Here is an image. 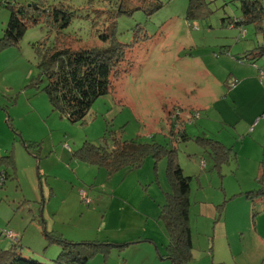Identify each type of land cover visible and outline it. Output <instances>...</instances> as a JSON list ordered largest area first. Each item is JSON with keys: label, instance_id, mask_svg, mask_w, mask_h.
Segmentation results:
<instances>
[{"label": "rangeland", "instance_id": "rangeland-1", "mask_svg": "<svg viewBox=\"0 0 264 264\" xmlns=\"http://www.w3.org/2000/svg\"><path fill=\"white\" fill-rule=\"evenodd\" d=\"M19 1L22 4L39 2L71 7L77 15L66 32L80 39L79 43L105 45L100 34L116 21L119 40L133 45L126 51L122 77L115 82L114 91L96 99L85 123H73L62 118L57 111H53L48 95L32 84L39 72L33 44L44 41L53 45L56 41V34L49 32L45 25L28 28L15 49L19 54L16 60L9 61L8 57L0 60V67L6 62L11 64H6L7 69L3 74L7 88L0 95V103L3 107L5 105L0 108V113L4 112L8 117L12 106V112L16 113L14 119L11 116L14 126L19 128L24 138L31 137L42 143L41 148L34 146L26 149L17 140L16 150L20 151L16 152L15 157L12 155L10 162L5 156L1 158L0 170H5L0 175V192L7 190L4 194L9 196L10 204H17L28 214L35 215L41 199L37 198L35 186H43L44 196L50 197L46 187L55 181L49 175L55 171L58 161L68 166L73 158L72 151L85 142L112 146L114 138L156 142L169 149L175 147L178 163L184 173L197 175L192 182L193 198L201 188L198 178L204 187L211 176H219V170H212L214 160L204 138L223 137L230 144L234 142L226 136L228 127L216 119L218 115L212 111L210 116L207 109L213 105L216 107L217 100L226 93L222 92L223 84L226 78L232 76L233 67L229 61L237 58L238 46L247 42L251 48L264 39V29L257 32L250 23H244L249 32L246 40L238 37L240 32L237 27L230 29L224 24L227 19L235 20L243 15L242 0H207L211 9H202L204 14L197 18L188 17L190 0H159L163 7L149 17L143 11H136L133 15L114 19L106 11L110 6L104 4L103 0ZM262 3L264 5V1ZM261 26L264 27L263 20ZM141 33L148 37L135 43V38ZM74 38L69 37V42L77 45ZM228 81L232 87L237 80L232 76ZM30 99L36 107H44L42 117L28 112ZM222 108V115L226 119L228 115L234 118L237 112L243 115L249 112V106L242 111L227 106ZM186 114L188 116L185 118ZM177 119L184 121L179 120L176 125ZM4 122L9 128L6 118ZM183 131L192 138L183 140ZM244 136L240 134L237 137L240 140ZM199 137L201 139L198 140ZM65 144L69 148H65ZM74 158L77 161L73 162L81 161ZM201 159L207 163L205 168L200 163ZM93 167L92 170L96 171L88 173V178L93 179L95 172H98L96 186L77 180L75 186L76 191L81 187L86 191L91 199L90 205L87 207L79 195V199H74L76 204H70L72 210H67L65 204L52 198L44 212L49 223L55 221L57 227L80 231L85 237L99 238L96 242L101 243L105 238L111 240L106 234L117 233L133 239L152 234L160 247V243H166L167 227L160 215L167 198L166 192L171 190L167 173L168 155L158 160L149 155L141 167L123 168L114 173ZM228 167L223 165V171L227 172ZM6 169L11 170L10 177H6ZM81 171L78 168L79 174ZM112 189L116 192V198L111 202ZM24 197L31 200L21 204ZM15 198L21 200L16 201ZM80 204L83 210L97 212L82 215ZM61 209L65 210L64 214ZM111 218L117 220V225L104 226ZM121 246L111 248L103 245L104 251L96 253L87 263L152 264L144 260L147 252L138 251L134 243ZM148 246L156 248L155 245ZM108 249L112 253H107Z\"/></svg>", "mask_w": 264, "mask_h": 264}, {"label": "crops", "instance_id": "crops-1", "mask_svg": "<svg viewBox=\"0 0 264 264\" xmlns=\"http://www.w3.org/2000/svg\"><path fill=\"white\" fill-rule=\"evenodd\" d=\"M7 1L10 0H0V39L3 37L4 30L11 17V12L6 7ZM237 18L243 20L244 17L242 15ZM262 20L264 21V17ZM229 21V19L224 21V24L230 29L237 27L240 32L238 37L246 40L249 35L245 27L247 22L241 25H232L229 24ZM250 24L256 28L253 22H250ZM242 28L247 30L245 37L241 34ZM262 28L264 29V27ZM258 30L260 29L256 28L257 32H259ZM245 44L238 46L240 50L237 58L235 60L233 58L231 62L229 61L230 66L233 67V79L236 78L237 81L233 82L231 87L228 84V80L229 78L232 79V76L228 77V79L226 78L222 88V92L226 91V93L220 97L221 99L217 100L216 107L213 105L212 108L207 109L209 115L210 111L217 114L216 119L221 120L224 126L228 127L226 136L229 137L228 140H233L234 143H228L223 137L221 139L215 137V139L230 147L233 157L228 162L222 163L221 168L215 167L216 163L214 162L212 170H219V176H211L207 180L208 184L206 186L203 187L201 179H197L201 188L197 191L195 198L192 195L191 185L189 216L193 242V259L189 264H264V194L254 195L253 197L247 195L248 191L260 187L258 178L264 172V49L257 48L260 44H256V46L251 48L247 46V42ZM16 48L9 47V49L3 50L0 53V60L5 57H8L9 61L11 59L13 61L16 60L19 57L17 50H15ZM225 50L230 53L229 49L225 48ZM6 64L0 67V95L7 88L3 82V74L7 69ZM21 94L23 93L21 92ZM11 105L13 104L11 103ZM223 106L232 108L235 111L239 109L241 111L242 109L245 110V107L249 106V112L248 115L237 112L234 118L228 115V119H226L222 115ZM4 107L0 103V108ZM28 107L30 108L28 110L29 113H35L42 117L43 106L36 107L35 102L30 99ZM12 110L13 107L11 106L8 117L4 112L0 113V162L2 157L9 155L11 152L15 157L16 152L20 151L16 150L17 140L24 144L26 149L30 148H27L25 141L40 142L32 140L31 137H23L19 128L14 126L13 119L16 113H13ZM187 116L188 114H186L185 118ZM5 118L7 125L10 126L9 128L5 125ZM10 128L14 129V131H11ZM240 134L245 136L239 140L237 136H240ZM230 135H232V138ZM67 145L65 144V148H69V145ZM73 155L74 151H72L73 158L68 166L63 161H58L55 171L49 175L55 179L46 187V192L50 197L44 196L43 186H35L37 198H41L40 206L37 210L35 209L37 212L35 215L28 214L24 209H21V206L19 208L17 204H10L8 202L9 196L4 194L7 190L0 192V242L3 247L9 248L17 242L16 239L10 236H4L6 229L11 230L17 235L25 255L49 262L58 256L61 246L56 243L48 246L43 233V225L48 231L61 234L70 241H98L97 239L99 238L85 237L80 231H67L57 227L55 221L50 224L44 213L52 198H57L59 202L65 204L67 210H72L70 204H76L74 199L76 197L79 199L80 190L82 189L81 187L79 190H75L77 181L89 182L92 186L93 184L96 186L95 182L98 181V172H95L93 179L88 178V173L96 171L92 170L94 165L82 161L73 162L77 161ZM203 160L205 161V159H201V161ZM206 165L207 163H205L204 168ZM223 165L229 166L227 172L223 171ZM95 167L98 168L97 166ZM78 168L82 169V173H78ZM4 170H0V175ZM8 171L10 172L11 170L8 169ZM191 176L195 178L197 175L192 174ZM110 192L112 202L116 198V192L113 189ZM89 194L93 195L90 192ZM93 198L96 200V197ZM15 200L20 201L21 199L15 198ZM28 200H31V198L24 197L20 203L22 204L23 201L26 203ZM47 201L49 202L47 203ZM20 203L18 202V205ZM80 208L82 209L81 204ZM30 209L32 210V208ZM61 210L62 214H64L65 210ZM95 211L84 209L82 215L96 213L97 211ZM107 225H117V220L111 218L109 223H105L104 226ZM117 234H106V237L111 238V240L109 241L107 240L108 238H105L102 241L125 244L124 246L134 243L138 247V251L147 252L144 257L145 261H149L152 264H173L170 259L161 257V254L166 255L167 253L169 238L166 243H160V247L157 239L152 234H143L142 237L139 235L135 239L120 233ZM148 244L155 245L156 248L148 246ZM112 247L118 246L111 245ZM109 253H112V250Z\"/></svg>", "mask_w": 264, "mask_h": 264}, {"label": "trees", "instance_id": "trees-1", "mask_svg": "<svg viewBox=\"0 0 264 264\" xmlns=\"http://www.w3.org/2000/svg\"><path fill=\"white\" fill-rule=\"evenodd\" d=\"M264 0H242L241 9L243 20L230 19L229 24L241 25L254 23L257 29H263ZM110 6L106 10L109 16L117 18L123 15H133L136 11H143L148 17L163 7L159 0H103ZM11 17L0 39V53L9 47H19L20 40L29 27L43 24L49 32L56 34L53 45L46 42L33 44L37 57L38 74L33 78L32 84L37 89L44 91L49 98L53 111H57L62 118L73 123H85L90 113L92 104L101 96L114 91V84L122 77V63L129 46L133 45L121 42L117 36V23L114 21L109 29L100 34V39L105 45H87L79 43L80 39L74 38L66 30L73 23L77 13L66 5L50 3L40 4L32 2L22 4L19 0L7 1L6 6ZM211 9L207 0H190L188 17L197 18L204 14L202 9ZM228 20V19H227ZM225 20V21H227ZM246 30L242 28L243 31ZM69 37L74 38L75 43L69 42ZM148 35L141 33L134 42L144 40ZM264 49V40L257 47ZM191 119V117H190ZM180 119L176 120L179 123ZM184 121V119L180 120ZM186 121V120H185ZM181 134V133H180ZM183 140L192 137L185 131ZM201 139L200 137L198 140ZM205 144L213 158L215 167L221 168L233 157L232 149L216 139L206 137ZM27 148L40 146L41 142H26ZM153 156L156 160L168 155L167 173L171 190L166 192L167 198L162 205L161 217L167 227L169 243L166 255L173 264H189L193 259V242L190 227V192L194 176L186 175L179 165L177 153L174 148L154 142H141L137 139L120 140L114 138V143L94 145L85 142L74 151V157L82 162L105 168L109 173L120 171L123 168L136 169L141 167L147 156ZM7 162L12 159V152L5 156ZM12 173L7 170L6 177ZM260 187L248 191L247 195L264 194V172L258 178ZM44 224V222H43ZM5 230L4 236L8 237ZM43 233L47 244H59L61 251L58 256L49 262L27 256L22 251L19 239L9 248L2 246L0 242V264H87L96 253L103 252V245L121 246L107 241H81L74 242L65 239L61 234L48 231L43 225ZM12 238V237H11ZM15 240V241H16ZM109 253V249L107 251ZM108 257V256H107ZM106 257V258H107Z\"/></svg>", "mask_w": 264, "mask_h": 264}, {"label": "built area", "instance_id": "built-area-1", "mask_svg": "<svg viewBox=\"0 0 264 264\" xmlns=\"http://www.w3.org/2000/svg\"><path fill=\"white\" fill-rule=\"evenodd\" d=\"M245 33H246V30L243 31V34H245ZM201 163L203 166H205L206 162L203 160V161H201ZM80 196H81V198L85 204H87V205L90 204L91 199L88 197V195L84 189L80 190ZM6 234L12 238H17V235L15 233H13L12 231H7Z\"/></svg>", "mask_w": 264, "mask_h": 264}]
</instances>
